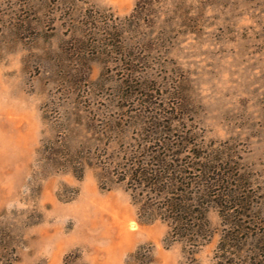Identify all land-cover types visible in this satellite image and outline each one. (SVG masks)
I'll return each mask as SVG.
<instances>
[{"label":"rangeland","instance_id":"374dc122","mask_svg":"<svg viewBox=\"0 0 264 264\" xmlns=\"http://www.w3.org/2000/svg\"><path fill=\"white\" fill-rule=\"evenodd\" d=\"M137 1L0 0V229L16 238L13 264H64L68 255L136 264L140 250L151 264L186 263L181 243L167 246L165 222L140 221L123 185L101 188L100 167L78 178L41 166L53 124L79 120L74 106L130 121L160 105L177 130L233 150L264 191V0H153L140 30L153 69L139 65L131 77L124 53L98 57L90 44L111 38L115 23L128 31ZM210 219L215 234L197 264L220 261L221 220L216 211ZM254 220L264 234V204ZM233 252L242 264L264 261L256 241Z\"/></svg>","mask_w":264,"mask_h":264},{"label":"trees","instance_id":"16d2710c","mask_svg":"<svg viewBox=\"0 0 264 264\" xmlns=\"http://www.w3.org/2000/svg\"><path fill=\"white\" fill-rule=\"evenodd\" d=\"M152 2L138 0L124 20L129 30L120 20L111 38L92 40V52L98 57L124 53L131 77L139 65L152 70L147 65L151 61L148 52L141 48L145 40L140 34L154 18L149 13ZM149 104L144 110L148 115L136 113L129 116L130 121L114 118L108 108L71 107L70 114L79 120L72 123L70 118L61 119L53 124L54 136L44 140L38 151L41 166L49 174L71 172L78 178L88 167H100L102 189L123 185L137 207L140 221L161 220L167 224V246L182 244L186 255V263L182 264H197V252L215 234L210 214L216 211L222 226L218 264H242L233 251L253 241L264 246V234L254 220L263 207L264 191L258 189L233 150L210 144L190 131L177 130L175 118L170 120L162 106ZM91 116L101 117L99 123L82 119ZM90 135H94L92 139ZM15 239L0 229V264L17 261ZM79 260L80 256L68 255L64 264H83ZM134 261L151 264L150 251H138Z\"/></svg>","mask_w":264,"mask_h":264}]
</instances>
